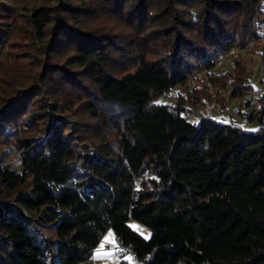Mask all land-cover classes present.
<instances>
[{"label":"trees","instance_id":"trees-1","mask_svg":"<svg viewBox=\"0 0 264 264\" xmlns=\"http://www.w3.org/2000/svg\"><path fill=\"white\" fill-rule=\"evenodd\" d=\"M42 1L0 0V136L22 160L0 165L15 194L0 196V264H90L108 231L136 264H264V105L247 130L184 104L209 98L206 76L254 92L241 59L204 71L256 48L263 2Z\"/></svg>","mask_w":264,"mask_h":264},{"label":"rangeland","instance_id":"rangeland-1","mask_svg":"<svg viewBox=\"0 0 264 264\" xmlns=\"http://www.w3.org/2000/svg\"><path fill=\"white\" fill-rule=\"evenodd\" d=\"M29 7H35L42 4V0H26ZM264 6V5H262ZM39 44H37L38 46ZM234 58L243 60V65L245 70L249 73V82L251 83L254 92L241 96L240 98H234L231 94V89L225 86H219L218 88H213L212 82L205 77L207 82L210 83L211 87H208L211 92L209 98L197 107L193 104H187V108L190 110H196L198 113L208 115L219 122H233L244 126L247 130H255L259 124L256 113L261 112V105H264V71L259 68L264 65V43L256 45V48L252 51L249 49H234L221 57V64L217 65L216 68L209 76L219 75L222 72L232 69L234 65ZM202 76V75H201ZM193 82L190 81V88L194 87L195 78ZM181 92L177 89L174 93H167L166 95L160 96L156 103L158 104H174L179 100V95ZM250 115L252 117L245 118V116ZM186 118L196 123L198 121L197 113H191L185 115ZM262 122L264 123V116L262 117ZM26 121V120H24ZM15 126V131L6 125L1 131L2 135L13 140L17 135L10 132H16L20 136L28 135L27 137H33L36 140L41 137L40 129L34 125L30 124L26 127L29 131L22 130L19 125L13 124ZM8 130H10L8 132ZM0 165L8 166L10 170L15 172H20L22 169V160L20 158L19 151L15 148L14 144L10 140H5L0 136ZM22 187L19 188L21 190ZM14 193L10 192L7 186L0 180V196L5 200L10 201L14 198ZM129 225L139 234L144 237H148L150 231L144 226L137 224L134 221H129ZM101 245H103V251L98 252ZM104 253H110V255H105ZM119 246L111 234L110 231L106 232L98 245L96 246L90 264H136L129 256L123 258L118 257ZM181 264V263H179Z\"/></svg>","mask_w":264,"mask_h":264},{"label":"built area","instance_id":"built-area-1","mask_svg":"<svg viewBox=\"0 0 264 264\" xmlns=\"http://www.w3.org/2000/svg\"><path fill=\"white\" fill-rule=\"evenodd\" d=\"M262 2H263V4H264V0H261ZM258 31H259V33H260V36L255 40V44H260V43H264V36L263 35H261V34H263V32H262V28L261 27H259L258 28ZM230 53V52H229ZM222 62H221V58L217 61V63H216V66L217 65H220ZM216 68V67H215ZM214 68V69H215ZM213 69V70H214ZM261 71H264V65H261L260 66V68H259ZM213 70H210V71H204V73H207V74H211L212 72H213ZM199 76H201V72L200 71H197L196 72V74H195V78L196 77H199ZM194 80H191V82H193ZM207 85H208V87H211L210 86V83L209 82H207ZM167 93H170V94H172V93H174V91H169V92H167ZM166 93V94H167ZM166 94H164V95H166ZM163 95V96H164Z\"/></svg>","mask_w":264,"mask_h":264},{"label":"snow or ice","instance_id":"snow-or-ice-1","mask_svg":"<svg viewBox=\"0 0 264 264\" xmlns=\"http://www.w3.org/2000/svg\"><path fill=\"white\" fill-rule=\"evenodd\" d=\"M150 235V234H149ZM147 238V237H146ZM103 251V245H101L100 249H98V252ZM105 255H110V253H104Z\"/></svg>","mask_w":264,"mask_h":264},{"label":"bare ground","instance_id":"bare-ground-1","mask_svg":"<svg viewBox=\"0 0 264 264\" xmlns=\"http://www.w3.org/2000/svg\"><path fill=\"white\" fill-rule=\"evenodd\" d=\"M150 236V235H149Z\"/></svg>","mask_w":264,"mask_h":264}]
</instances>
